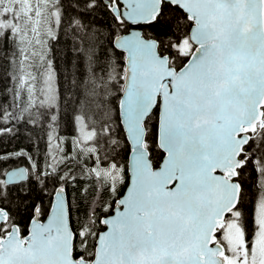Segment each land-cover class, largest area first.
Listing matches in <instances>:
<instances>
[{
	"label": "water",
	"instance_id": "water-1",
	"mask_svg": "<svg viewBox=\"0 0 264 264\" xmlns=\"http://www.w3.org/2000/svg\"><path fill=\"white\" fill-rule=\"evenodd\" d=\"M113 11L131 26L113 38L124 53L120 123L129 143L127 183L102 215L93 256L73 257L74 231L66 190L55 189L43 219L36 211L20 237L12 224L0 237V264H227L216 232L239 198L232 179L248 131L263 115L264 0H116ZM163 2L192 21L193 44L183 64H170L140 24ZM157 106L153 166L145 120ZM28 169H6V184ZM7 210L0 206V224Z\"/></svg>",
	"mask_w": 264,
	"mask_h": 264
},
{
	"label": "trees",
	"instance_id": "trees-1",
	"mask_svg": "<svg viewBox=\"0 0 264 264\" xmlns=\"http://www.w3.org/2000/svg\"><path fill=\"white\" fill-rule=\"evenodd\" d=\"M56 1L58 24L47 43L54 103L38 104L39 81L30 111L25 109V84L18 77L24 42L17 45L6 30L1 36L8 47L0 45V206L8 217L0 224V237L12 224L22 234L36 211L43 218L55 189L61 186L66 190L74 231L73 255L89 260L95 235L104 228L100 217L111 212L127 183L130 147L118 114L124 53L114 47L113 38L131 25L114 13L113 8L119 7L116 0ZM191 25L177 5L163 2L156 18L138 27L178 67L193 47L188 40ZM184 39L190 43L189 52L177 46ZM109 90L111 95L106 98ZM157 113L155 106L144 122L145 145L153 166L163 155L156 144ZM80 123L92 130L86 141L78 138ZM254 135L250 133L251 140L244 147L250 158L236 176L241 185L238 207L247 225L252 221V200L263 191L264 127ZM20 164L27 167V178L4 183L3 172ZM111 165L122 169L123 181L117 186Z\"/></svg>",
	"mask_w": 264,
	"mask_h": 264
},
{
	"label": "rangeland",
	"instance_id": "rangeland-1",
	"mask_svg": "<svg viewBox=\"0 0 264 264\" xmlns=\"http://www.w3.org/2000/svg\"><path fill=\"white\" fill-rule=\"evenodd\" d=\"M56 0H0V45L7 48V41L2 39L5 30L13 35L16 44H23L19 81L25 84V109L30 111L37 92L41 101L38 104L55 102L56 89L51 62L47 56L48 39L56 32L59 9ZM190 42V41H189ZM182 40L177 46L188 51L190 43ZM189 52V51H188ZM110 90L105 94L108 98ZM42 102V103H41ZM78 138L86 141L91 138L92 130L81 124L77 128ZM109 171L117 186L123 181L122 169L111 165ZM261 178L263 191L257 196L254 221L256 224L253 243L248 247L244 259V244L242 243L239 225L228 220L222 230L221 238L229 253V264H264V174ZM116 196V195H115Z\"/></svg>",
	"mask_w": 264,
	"mask_h": 264
},
{
	"label": "flooded vegetation",
	"instance_id": "flooded-vegetation-1",
	"mask_svg": "<svg viewBox=\"0 0 264 264\" xmlns=\"http://www.w3.org/2000/svg\"><path fill=\"white\" fill-rule=\"evenodd\" d=\"M251 139H250V137H249V139H248V141H247V143L250 141ZM246 143V144H247ZM245 144V145H246ZM245 147V146H244ZM244 147H243V151H242V153H241V155H240V157L242 156V158H243V162L241 163V165L239 166V167H237L236 168V175H235V177L234 178H232V179H235V180H237L238 181V183H239V185H240V182H239V180L236 178V176H237V173H238V170H240L241 169V167L244 165V163H246L248 160H249V158L250 157H248L246 154H244L245 153V149H244ZM252 159V161L254 162V157H252L251 158ZM252 162V163H253ZM255 164V163H254ZM253 164V165H254ZM254 167H255V165H254ZM262 169L264 170V166H262ZM264 172V171H263ZM261 178H263V177H261ZM262 180V179H261ZM261 182V181H260ZM240 187H241V185H240ZM262 187V186H261ZM239 199V198H238ZM256 200H257V198L256 199H254V200H252V211H253V213H252V221H251V223H250V225L248 224H246L245 222H244V219H243V217H242V209H240L239 207H238V201H237V204H236V206L231 210V211H229V213H227L226 215H225V219L223 220V222L220 224V226H219V228L217 229V232H216V241H218V242H220L221 244H223V246H224V249H225V253H226V256H227V260H228V264H229V259H230V257H229V253L227 252V250H226V248H225V245H224V243H223V240H222V238H221V235H222V230H223V227H224V225L227 223V221L228 220H232L233 222H236V223H238V225H239V229H240V232H241V238H242V243L244 244V251H245V253H244V259H246L245 258V255L246 254H248V247L249 246H251L252 245V241H253V236L255 235V231H256V224H255V221H254V211H255V208H256ZM42 219V218H41ZM27 233V227H26V230L22 233V234H20L22 237L25 235ZM73 257L74 258H77V257H75L74 255H73Z\"/></svg>",
	"mask_w": 264,
	"mask_h": 264
},
{
	"label": "built area",
	"instance_id": "built-area-1",
	"mask_svg": "<svg viewBox=\"0 0 264 264\" xmlns=\"http://www.w3.org/2000/svg\"><path fill=\"white\" fill-rule=\"evenodd\" d=\"M264 125V120H260L257 125V129Z\"/></svg>",
	"mask_w": 264,
	"mask_h": 264
},
{
	"label": "bare ground",
	"instance_id": "bare-ground-1",
	"mask_svg": "<svg viewBox=\"0 0 264 264\" xmlns=\"http://www.w3.org/2000/svg\"><path fill=\"white\" fill-rule=\"evenodd\" d=\"M255 136V135H254ZM34 213V212H33ZM229 213V212H228ZM225 219V218H224Z\"/></svg>",
	"mask_w": 264,
	"mask_h": 264
}]
</instances>
